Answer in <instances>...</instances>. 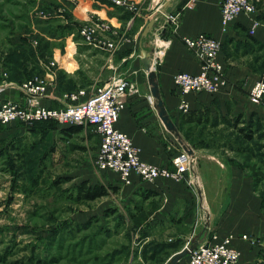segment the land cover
Listing matches in <instances>:
<instances>
[{
  "label": "crops",
  "instance_id": "crops-1",
  "mask_svg": "<svg viewBox=\"0 0 264 264\" xmlns=\"http://www.w3.org/2000/svg\"><path fill=\"white\" fill-rule=\"evenodd\" d=\"M55 1L61 11L62 8L67 10L69 22L64 21L63 26L71 38L63 44L62 51L56 52L58 79L54 87L49 88L50 97L42 103L58 107L61 105L58 98L63 93L83 89L88 95L113 76H127L138 85L139 91L126 97L117 127L131 137L141 158L172 172L177 169L174 159L183 150L188 149L196 158L194 173H184L181 178L160 176L145 181L133 174L132 182L125 183L121 175L112 170H99L101 175L96 179L95 171L89 170V166L81 174L64 176L66 180L79 177L76 186L88 181L90 185L110 188V195L114 193L118 197L117 205L105 204L104 217L109 219L110 214L107 216L106 212L118 209L114 214H125L122 219L127 218L128 225L137 223L135 230L145 233L140 244L135 243L134 233L129 264L145 261L143 257L155 258L158 249L152 252L150 248L161 244L170 246L171 258L185 248L220 241L229 235L241 251L239 264H258L263 245L256 238L264 231V208L255 178L239 153L225 147L230 144L220 136L223 129H228L225 122L182 124L181 104L185 102L190 112L203 114L204 118L243 115L248 123L252 114H256L264 121V99L254 103L249 98L264 61V0H252L256 11L241 13L227 25L222 23V0H128L136 6V12L107 0ZM164 12L179 14L178 22L164 23ZM152 18H156L153 35L143 37V30ZM79 20L92 23L104 20L109 24L108 30L98 32V38L112 41L115 49L83 42L76 27ZM200 33L209 34L222 43L219 60L225 66L228 84L216 92L184 94L175 86L174 76L178 72L198 74L201 71V61L184 42L185 38ZM249 36L257 40L261 46L259 51L251 49ZM143 48L150 52L161 98L180 136L168 130L159 116L157 100L152 96L148 73L141 60ZM15 90L8 86L4 96L23 102V95ZM15 125L7 127L15 130ZM44 125V133L52 137L54 143L50 150L52 154L62 155L60 159L64 158L67 151L64 147L69 143L70 150L89 151L92 126L68 129L59 123L55 128ZM192 128H204L205 132L219 129L220 133L210 137L203 130L201 143L194 141L196 133L188 136ZM75 137L83 144L74 143ZM149 192L154 195L149 196ZM187 263L184 259L177 264Z\"/></svg>",
  "mask_w": 264,
  "mask_h": 264
},
{
  "label": "rangeland",
  "instance_id": "rangeland-1",
  "mask_svg": "<svg viewBox=\"0 0 264 264\" xmlns=\"http://www.w3.org/2000/svg\"><path fill=\"white\" fill-rule=\"evenodd\" d=\"M55 2L0 0V85L42 78L48 88L54 87L58 79L56 52L71 38L63 26L64 21L69 22L67 10L61 11ZM79 22V37L89 43L80 34L89 23ZM100 23L107 24L104 20ZM72 37L75 39V34ZM216 120L222 121L218 117L209 121ZM53 124L58 122H47L49 127ZM9 125H0V264H129L134 233L136 244L145 233L135 230L136 224L128 225L127 218L122 219L125 214L104 217L105 204L117 205L116 194L79 201L75 185L79 177L65 179L69 174H81L88 166L96 179L101 175L96 165L99 138L93 127L89 129L93 136L88 152L70 150L69 143L60 159L59 153L52 154V137L40 125L16 123L15 130ZM206 130L204 134L210 137L220 133L219 129ZM201 131L197 129L194 136L202 137ZM220 136L230 143L226 148L244 150L238 152L241 160L264 167L263 139L246 142L232 129H223ZM73 142L83 144L78 137ZM258 235L263 246L257 262L264 264V231ZM135 247L139 249V245ZM155 249L159 250L155 258L143 257L145 261L136 264H166L170 246L150 248ZM184 259L188 260V255Z\"/></svg>",
  "mask_w": 264,
  "mask_h": 264
},
{
  "label": "built area",
  "instance_id": "built-area-1",
  "mask_svg": "<svg viewBox=\"0 0 264 264\" xmlns=\"http://www.w3.org/2000/svg\"><path fill=\"white\" fill-rule=\"evenodd\" d=\"M116 6L136 12V6L128 0H107ZM160 8V7H159ZM163 10V9H161ZM222 23L233 22L241 13L252 14L256 6L252 0H222ZM165 22H178L179 14L164 12ZM81 28L80 34L90 43L97 46L115 49L112 41H102L98 32L108 30L107 24L88 22ZM161 29V28H160ZM153 35V33L151 34ZM151 39L153 37L151 36ZM185 44L193 50L202 64L198 74L178 72L174 76L175 86L184 94L191 92H216L228 84L225 66L219 60L222 43L215 37L200 33L195 37L184 39ZM13 86L19 91L24 101L8 99L4 90ZM138 85L127 76H113L103 87L88 94L83 89L66 92L58 99V107L45 106L42 101L50 97L48 85L42 78H31L20 84L6 83L0 85V125L23 123L31 126L37 122L54 120L62 126H92L99 137L96 154V165L101 171L118 172L125 183L132 182L133 174L143 180H154L160 176L181 178L184 173H194L195 156L188 149L183 150L174 159L176 171L144 161L131 137L117 127L120 112L126 97L137 93ZM249 98L254 103L264 99V72L252 86ZM182 113L190 110L185 102L181 104ZM247 238V235H243ZM187 264H239L241 251L236 247L233 236L229 235L220 241L204 243L188 248Z\"/></svg>",
  "mask_w": 264,
  "mask_h": 264
},
{
  "label": "trees",
  "instance_id": "trees-1",
  "mask_svg": "<svg viewBox=\"0 0 264 264\" xmlns=\"http://www.w3.org/2000/svg\"><path fill=\"white\" fill-rule=\"evenodd\" d=\"M249 37H250L251 49L253 51H259L261 46L257 44L258 43L257 40H255L251 36H249ZM253 45L258 46L259 48H256V47L254 48ZM261 66H262V68H261V73H262V72H264V61L262 62ZM221 119H222V121H224L227 124L228 129H226V130L232 129V131L234 130V131L240 133L241 136L243 137L244 141H246V142H250V141L255 140V139H263L264 140V121L260 117H258L256 114H252L248 123L245 122L246 121L245 119L243 120V115L233 116L230 118L229 117H223ZM209 120H210L209 116L204 118L203 114L197 115L193 112L183 113L181 115L182 124H188V123H197L196 125H199L202 123L207 124L209 122ZM48 121H50V120H48ZM48 121L37 122L36 124H34L31 127L40 125L44 130H46L44 128V126H45L44 124H47ZM213 122L216 123V125L219 123L218 120L213 121ZM241 123H243V125H241ZM79 126H81V125H73V126H69L67 128L68 129H71V128L75 129L76 127H79ZM55 127H56V125H54V124L51 125V128H55ZM201 129H202V131H201V134H202L204 128H201ZM196 130L197 129H195V128L189 129L188 130V136H190L191 133L192 134L195 133ZM200 138L201 137H199V138L195 137L196 140H194V141L199 140V142H201ZM260 146L264 148V144H263V146L260 144ZM262 150L264 151V149H262ZM241 151H244V150H237V152H241ZM246 163L249 166V169L251 170V172L255 178L256 187L259 190L260 194L262 195L263 208H264V189L263 188L260 189V186L263 185V183H264V167L257 166L255 163L252 165H250L248 162H246ZM112 190L115 191L114 188ZM76 191H77V199L79 201H94V200H97L99 198L110 195V188H108L107 186H105V185H90L88 181H84L80 185L76 186ZM148 195L151 196L154 194L149 192ZM117 211L118 210H116V209L115 210L114 209L108 210V212H106V215L109 216V214L115 213ZM132 217H134V215H132ZM88 223H90V221ZM136 225H137V223H136ZM55 261H57V258Z\"/></svg>",
  "mask_w": 264,
  "mask_h": 264
},
{
  "label": "water",
  "instance_id": "water-1",
  "mask_svg": "<svg viewBox=\"0 0 264 264\" xmlns=\"http://www.w3.org/2000/svg\"><path fill=\"white\" fill-rule=\"evenodd\" d=\"M162 11H165V10L163 9ZM155 21H156V18H152L148 22V24L143 30V37H147L152 34L153 25L155 24ZM141 60L144 64L145 70L148 73V80H149V83L151 84L152 96L157 100L156 105L159 108V116L161 120L163 121V123L165 124L168 130L180 136L178 127L173 121V119L170 117V115L168 114L164 101L161 98L159 85L156 80L157 75H156L155 69L153 68L151 64L150 52L145 48L141 50ZM189 251L190 250L188 248L181 250L180 252L172 256L166 264H177L183 257L188 255Z\"/></svg>",
  "mask_w": 264,
  "mask_h": 264
},
{
  "label": "bare ground",
  "instance_id": "bare-ground-1",
  "mask_svg": "<svg viewBox=\"0 0 264 264\" xmlns=\"http://www.w3.org/2000/svg\"><path fill=\"white\" fill-rule=\"evenodd\" d=\"M159 40V39H158Z\"/></svg>",
  "mask_w": 264,
  "mask_h": 264
}]
</instances>
